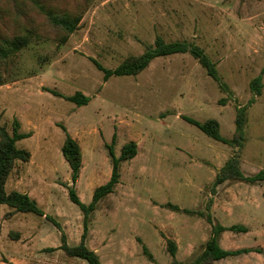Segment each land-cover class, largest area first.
I'll use <instances>...</instances> for the list:
<instances>
[{"label": "rangeland", "instance_id": "374dc122", "mask_svg": "<svg viewBox=\"0 0 264 264\" xmlns=\"http://www.w3.org/2000/svg\"><path fill=\"white\" fill-rule=\"evenodd\" d=\"M40 2L79 22L66 33L31 0H0V38L29 41L0 62L6 84L0 89V125L12 134L18 121L19 132L30 137L17 147L34 154L33 164H16L8 190L26 192L44 213H17L0 205V264H88L60 249L63 237L78 246L84 229L83 214L69 198L63 128L82 149L74 188L86 205L111 177L107 146L113 136L117 157L125 144L138 146L137 156L122 163L114 193L88 219L85 243L101 264H170L168 240L177 245L176 259L189 264L203 253L217 224L248 230L224 231L221 248L256 252L212 264H264V183L228 180L213 186L235 155L246 177L264 170V0ZM157 37L200 47L220 81L190 54L157 58L139 75L108 81L91 61L115 69L143 54ZM258 76L261 96L250 89ZM47 90L63 96L81 92L91 101L77 107ZM241 107L248 110L240 149L212 140L182 119H215L221 135L232 139Z\"/></svg>", "mask_w": 264, "mask_h": 264}, {"label": "trees", "instance_id": "16d2710c", "mask_svg": "<svg viewBox=\"0 0 264 264\" xmlns=\"http://www.w3.org/2000/svg\"><path fill=\"white\" fill-rule=\"evenodd\" d=\"M35 6L43 13L47 19L57 28L64 30L66 33H73L76 29L79 19H73L68 15L59 14L44 6L40 0H31ZM28 38L19 36L15 38L1 37L0 38V62L6 63L16 53L28 45ZM177 54H190L199 64L206 70L207 75L216 82L220 81L215 64L210 60L207 54L198 46L189 44L187 42L175 41L165 42L163 38L157 37L153 46H150L146 51L139 56H130L122 64L115 69H107L103 67L95 59L91 58L93 65L97 70L103 73V78L108 81L112 77H130L136 76L145 71L152 61L157 58L168 57ZM5 85L2 76L0 75V86ZM263 84L262 76L256 77L250 84V89L255 96H261ZM56 97H61L67 101L74 103L77 107L87 106L91 98L85 96L81 92H76L72 96H63L58 92L47 90ZM252 104V103H251ZM247 108L241 107L237 109L235 117V133L232 139L224 138L220 133V124L215 119H209L205 122H199L192 118L183 116V120L187 123L197 127L207 137L220 143H224L236 148H242L245 141V126L247 123ZM20 124L18 121L14 122V129L12 134L7 129L0 125V205H7L14 212L17 213H32L37 216H44L42 209L39 207L36 200L30 196L17 191L10 193L6 192V182L15 168L18 161L29 162L31 154L23 149L17 147V142L30 137V134H23L19 132ZM65 133V140L61 149L63 158L71 169L72 186L69 188L70 201L76 205L83 214V234L78 246L71 247L65 242L63 237L62 249L69 257L79 258L86 261L88 264H101L100 258L95 251L89 249L85 243L88 231L89 216L96 210L98 203L114 193L117 185L120 182V167L122 163L133 160L138 154V146L135 142L125 144L121 149L119 157L115 155L113 136L112 144L107 146L109 157L112 165V173L109 181L97 187L94 190L92 201L90 204H84L76 194L74 185L79 179L81 169L83 167L82 149L79 143L63 128ZM228 180L246 181L250 184L264 183V170L259 171L254 176L246 177L240 166V158L238 155L230 158L225 165L218 172L214 181V187H217ZM173 211H179L177 206H170ZM188 212V211H187ZM189 213V212H188ZM210 220V216H208ZM224 231H233L238 233H246L248 230L242 225H233L226 228L220 224L213 226L211 238L207 241L203 253L189 264H212L216 261H221L229 257H237L246 255L255 250L244 248L234 251H229L221 248L219 239ZM144 253L153 261L152 256L146 248ZM167 251L172 257L170 264H184L176 259L178 251L177 245L174 241H167Z\"/></svg>", "mask_w": 264, "mask_h": 264}, {"label": "crops", "instance_id": "0c3cea01", "mask_svg": "<svg viewBox=\"0 0 264 264\" xmlns=\"http://www.w3.org/2000/svg\"><path fill=\"white\" fill-rule=\"evenodd\" d=\"M5 85H6V84H5ZM3 86H4V85H3ZM3 86H0V89H1ZM23 134H29V133H23ZM23 150H24V149H23ZM26 151H27V150H26ZM28 152H29V151H28ZM29 153L31 154V158H30V161H29V162H26L27 165H30V164H33V163H34V154H33V151H30ZM18 162H21V161H18ZM18 162H16V164H17ZM21 163H24V162H21ZM16 164H15V166H16ZM13 170H14V169H13ZM11 174H12V172H11ZM11 174H10V176H11ZM10 176H9L7 182H6V185H5V189L7 190L6 192H8V193L12 192L11 190H10V191L8 190V185H9V182H10ZM17 180H18V178H16L15 182H16ZM14 191H17V192H20V193H24V194H26V192H23V191H19V190H14Z\"/></svg>", "mask_w": 264, "mask_h": 264}]
</instances>
